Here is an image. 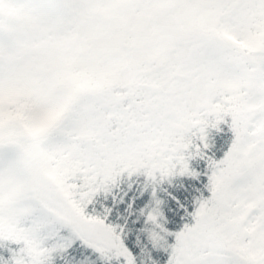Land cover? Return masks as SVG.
I'll return each instance as SVG.
<instances>
[{
  "label": "snow or ice",
  "instance_id": "6c2138e0",
  "mask_svg": "<svg viewBox=\"0 0 264 264\" xmlns=\"http://www.w3.org/2000/svg\"><path fill=\"white\" fill-rule=\"evenodd\" d=\"M0 264H264V0H0Z\"/></svg>",
  "mask_w": 264,
  "mask_h": 264
}]
</instances>
